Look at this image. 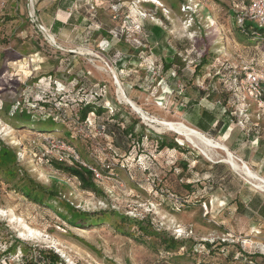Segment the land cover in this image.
<instances>
[{"label": "rangeland", "instance_id": "1", "mask_svg": "<svg viewBox=\"0 0 264 264\" xmlns=\"http://www.w3.org/2000/svg\"><path fill=\"white\" fill-rule=\"evenodd\" d=\"M56 1L19 0L16 11L6 0L0 13V159L15 163L14 180L27 174L55 194L34 203L0 175V264H49L40 250L55 254L57 264L264 262L239 220L222 213L221 196L242 186L232 173L258 185L227 163L224 151L143 119L123 98L148 118L189 126L182 117L188 94L198 110L230 111L242 130L264 138V109L242 83L245 70L264 71V41L240 40L228 0H76L69 12L56 11ZM55 18L63 26L51 29ZM154 26L162 37L150 35ZM83 103L104 111L82 121ZM114 114L122 128L142 132L140 141L122 139L117 155L106 131ZM156 136L180 149H158ZM54 162L100 169L98 191L83 190ZM215 163L227 168L222 181L209 174ZM168 237L182 247L163 251L159 240Z\"/></svg>", "mask_w": 264, "mask_h": 264}, {"label": "trees", "instance_id": "2", "mask_svg": "<svg viewBox=\"0 0 264 264\" xmlns=\"http://www.w3.org/2000/svg\"><path fill=\"white\" fill-rule=\"evenodd\" d=\"M75 1L76 0H57L55 2V6H58L59 9L64 10L68 6L71 7ZM228 1L230 4V11H231V13L235 19V22H233V27L238 32H240L239 33V36H241L240 40L241 41L242 40L248 41V39L249 40H255V43L264 41V27L259 28L258 26H256L255 23L250 22V21H245L242 25H239L236 21L237 12H236L235 6L231 0H228ZM177 2H178V5H181V4L186 3V0H177ZM149 4L151 6L155 5L153 3H149ZM171 7L172 6H169L170 9H171ZM59 25H60V23L55 22L54 28H55V26L57 27ZM50 28L52 29L53 26H50ZM149 33H150V35H153L156 37H160L161 34H164L162 28L159 26H154L153 28H151V32H149ZM161 37H162V35H161ZM249 44H251V43H249ZM251 45H254V44H251ZM171 60H172V58H170L169 56L167 58L163 59L162 63H163V69L164 70L169 69L170 65L172 64ZM175 91H177V90L175 89ZM199 94H200L199 96L202 97L203 93L199 92ZM184 100H185L186 104H185V109L183 110V114L187 117L188 122L191 125H194L197 129H200L202 131H206L207 128H211V126L214 125L211 133H212V135L217 136V134L215 132L219 131V133L224 134L228 130V128L232 127L235 124L234 120L230 117V111L223 110L224 111L223 114H221L220 116H217V114L212 113L209 110L205 111V109H202L203 111L199 115V111L201 109L196 110L199 100L197 98H191L188 94L184 95ZM263 100H264V97H263ZM15 110H14V114L18 115L17 110L16 111ZM103 111H104V108H103L102 104H100V103H97V104L96 103H83L79 109V117L83 121L89 113H96L97 115H100ZM206 112H208V113H206ZM20 113H23V112H20ZM14 114H13V116H14ZM113 117H114L113 120H115L116 122H114V124H106V131L112 140L111 145H108L109 146L108 149L110 151H112L115 155H117L116 151H120L121 149L125 150L124 146H123L124 144L122 145V139H127L128 137H138V141H140V137L142 136V132H140V136H137V134H134V125L133 124L122 128L120 125V123H122V121L118 120V114H114ZM19 124L31 125V122H30V120H27V121L19 120ZM35 125H36V127H37V125L42 126V128L44 130L40 131V132L53 131V130L49 129L50 128L49 124L48 125L47 124H35ZM237 131H240L239 134L243 133V134H241L243 137H248V138L251 137L250 133L252 132V130L247 131V130H242V128H240V129L238 128ZM156 143H157L158 149H163V148L180 149V146H179L180 144L178 142H176L174 140L166 141L165 139L161 138L160 136H156ZM258 146L264 147V141L259 140ZM1 147H2V145H0V153H1ZM9 162L11 164L5 163L2 161V159H0V175L3 177V179L6 183H13L12 181H14L13 188H12L13 190L21 193L24 197L28 198L30 201H32L34 203H39V204H42L44 202L43 199L45 197H50V195H52V196L55 195L52 193L47 194L46 188H43L41 185L36 183L34 180L29 179L27 174H25V176L21 175V177L18 176V178H16V180L11 178V177H13V174L16 175V173H15L16 170L14 169L15 163L12 161H9ZM54 163H55L56 169H61L64 172H66L69 176L75 178L83 190L90 191V192H97L98 191V188L94 183L93 174L88 167L83 166L77 162H73V165L68 166V167L67 166L64 167V166H61L59 164H56L57 162H54ZM224 168H226L224 164L215 163L211 166V171L209 174H210V176L211 175L214 176L218 173L219 174L218 179H219V181H222L223 175H222L221 171ZM228 172H229V170H228ZM229 173H232V172L230 171ZM232 174H233L234 178H236L238 183H240L241 185L244 184V180L242 178H240L239 176H237L234 173H232ZM219 185H224V184H219ZM226 187L229 188V185H226ZM252 189L255 190L254 188H252ZM135 221L137 222V225L140 224V220H135ZM87 223H89V222H87ZM138 229L141 232L144 231L143 230L144 228L141 225L138 226ZM146 235L149 236L150 234L146 233ZM157 236H160V235L157 234ZM159 241H160V244L158 246L161 247L163 249V251H166V252H171L174 249H176L177 247H182V244L180 243V241L173 238V237L161 238V240H159ZM15 242H16V244H18V246L20 248L23 247L22 249L25 250L24 244L20 243L17 240H15ZM14 249L15 248L9 250L8 252H14ZM42 253H43L42 250L38 251L40 258L48 259L49 264H57L58 263L59 258L55 254L48 252L46 255H43ZM261 255L264 256V254H261ZM247 264H264V262H260L258 260H252V261L249 260L247 262Z\"/></svg>", "mask_w": 264, "mask_h": 264}, {"label": "crops", "instance_id": "3", "mask_svg": "<svg viewBox=\"0 0 264 264\" xmlns=\"http://www.w3.org/2000/svg\"><path fill=\"white\" fill-rule=\"evenodd\" d=\"M5 1L6 0H0V13L2 9L7 6ZM8 1L10 2V0ZM18 1L19 0H11L10 4L12 8V5H14V9H16V11H20L21 8V4ZM72 6H68L64 10L69 12ZM55 10L59 11V8ZM54 21L62 23L60 26H63L64 22H62L59 18H55ZM52 26H54L53 23ZM183 106L185 107V105ZM196 110H198V108H196ZM202 111V109L199 111V115ZM205 111H207L206 108ZM182 117L189 124V126L197 129L194 125H191L188 122L187 117L183 113ZM213 127L214 125H212L211 128H207L206 131H202L200 129L197 130L204 135L212 136L211 132ZM238 128L240 129V126L236 123L232 127L228 128L224 134L219 133L218 131L215 132L217 136H213L217 137L220 141L223 140V145H221L226 147L234 157L241 160L244 167L254 174L255 177L264 182V147L258 146L259 140L264 141V138L256 135V132H254L255 130H252L250 133V138L243 137L241 135L243 133L239 134L240 131H237ZM243 180L244 184H242L240 190L237 191L235 195L221 196L222 202L226 203L225 208L222 209V213L223 215H226L227 218L239 220L242 224V233L245 238H248V241L250 242L249 245H253L252 248L254 250L264 254V191L262 189L253 190L252 188H255L253 184L246 179ZM217 199L220 200L219 198ZM224 210H226V212H224Z\"/></svg>", "mask_w": 264, "mask_h": 264}, {"label": "built area", "instance_id": "4", "mask_svg": "<svg viewBox=\"0 0 264 264\" xmlns=\"http://www.w3.org/2000/svg\"><path fill=\"white\" fill-rule=\"evenodd\" d=\"M235 6L236 21L242 25L245 21L256 24L259 28L264 27V0H231ZM247 69V68H246ZM247 95L260 107L264 109L263 89L264 71L249 68L244 72L243 82ZM238 159V158H237ZM243 164L241 160L238 159ZM105 168H109L106 165ZM94 180L101 178L102 172L98 168H89Z\"/></svg>", "mask_w": 264, "mask_h": 264}, {"label": "bare ground", "instance_id": "5", "mask_svg": "<svg viewBox=\"0 0 264 264\" xmlns=\"http://www.w3.org/2000/svg\"><path fill=\"white\" fill-rule=\"evenodd\" d=\"M49 40L51 42H53V40L51 38H49L48 41ZM123 98H125L124 100H126V102L128 104H130L136 112H138L139 114L142 115L143 119H145L149 122L161 125L165 129L172 131V132L186 138L189 142H191L193 144H196V145L200 144L204 149L217 148V149L224 151L227 155V158L224 160H226L227 163H229L235 170L241 172L245 177H247V179L253 181L256 185H258V187L260 189L264 190V182H262L257 177H255V175L252 174L249 170H247L242 163H238L234 159V157L230 154V152L226 151V148L224 146H222L220 143H217L214 140L207 138L205 135H203L201 132H199L195 128H192V127H190V126H188L182 122H177V121L171 122V121H165V120L159 121V120H156L155 118H152V119L148 118L147 116H145V114L142 112V110L139 107H137L132 101L128 100L125 96H123ZM155 130H156V128H155Z\"/></svg>", "mask_w": 264, "mask_h": 264}, {"label": "water", "instance_id": "6", "mask_svg": "<svg viewBox=\"0 0 264 264\" xmlns=\"http://www.w3.org/2000/svg\"><path fill=\"white\" fill-rule=\"evenodd\" d=\"M225 148H226V147H225ZM226 151H228L227 148H226ZM230 154H231V153H230ZM231 155H232V154H231ZM232 156H233V155H232Z\"/></svg>", "mask_w": 264, "mask_h": 264}]
</instances>
